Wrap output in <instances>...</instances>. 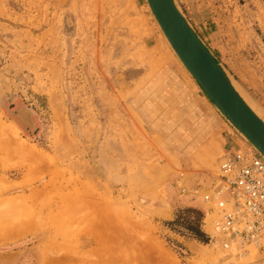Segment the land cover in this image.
I'll return each mask as SVG.
<instances>
[{"label": "rangeland", "instance_id": "1", "mask_svg": "<svg viewBox=\"0 0 264 264\" xmlns=\"http://www.w3.org/2000/svg\"><path fill=\"white\" fill-rule=\"evenodd\" d=\"M176 3L264 120V0ZM236 142L250 144L147 0H0V264H98L139 245L142 264H264V249L215 243L205 202Z\"/></svg>", "mask_w": 264, "mask_h": 264}, {"label": "built area", "instance_id": "2", "mask_svg": "<svg viewBox=\"0 0 264 264\" xmlns=\"http://www.w3.org/2000/svg\"><path fill=\"white\" fill-rule=\"evenodd\" d=\"M205 202L223 250L244 257L264 249V156L254 146L236 142L224 153Z\"/></svg>", "mask_w": 264, "mask_h": 264}, {"label": "water", "instance_id": "3", "mask_svg": "<svg viewBox=\"0 0 264 264\" xmlns=\"http://www.w3.org/2000/svg\"><path fill=\"white\" fill-rule=\"evenodd\" d=\"M164 36L208 99L264 156V121L250 107L230 75L198 36L176 0H147Z\"/></svg>", "mask_w": 264, "mask_h": 264}, {"label": "bare ground", "instance_id": "4", "mask_svg": "<svg viewBox=\"0 0 264 264\" xmlns=\"http://www.w3.org/2000/svg\"><path fill=\"white\" fill-rule=\"evenodd\" d=\"M241 94V93H240ZM57 95V94H56ZM58 96V95H57ZM243 97V96H242ZM244 98V97H243ZM245 99V98H244ZM246 100V99H245ZM54 102V101H53ZM246 102H247V100H246ZM248 103V102H247ZM249 104V103H248ZM250 105V104H249ZM250 107L252 108V106L250 105ZM253 109V108H252ZM254 110V109H253ZM255 111V110H254ZM58 112V111H57ZM256 112V111H255ZM59 114V113H58ZM256 114L259 116V114L256 112ZM260 117V116H259ZM59 118H61V117H59ZM261 118V117H260ZM262 119V118H261ZM59 120H61V119H59ZM263 120V119H262ZM264 121V120H263ZM6 124V123H5ZM4 124V125H5ZM3 127H5V126H3ZM11 128V129H10ZM7 130L9 131V132H7ZM69 130V129H68ZM2 133L4 134V135H6V137H7V139H8V141H12V143H14V144H17V147L20 149V150H28V151H30V153L31 152H33L34 154H39V151H37V149H35V147H31V146H26V145H24V143L23 144H21V141H22V139H21V137H20V135H19V131L17 130V128H15V127H7V129L6 128H2ZM70 131V130H69ZM64 132V131H63ZM6 133V134H5ZM64 134V133H63ZM65 134H66V132H65ZM64 136V135H63ZM67 136V135H66ZM20 138V139H19ZM64 138H65V136H64ZM68 139V138H67ZM21 140V141H20ZM24 141V140H23ZM63 142V141H62ZM26 144V143H25ZM95 165H96V167H97V169L99 170V171H101V167H99V164L98 163H95ZM102 172V171H101ZM102 174V173H101ZM115 236L114 235H112V234H106V235H104V236H102V237H100V238H96V240H95V242L98 244V245H101V244H103V243H105V242H107V241H109L110 239H112V238H114ZM141 246L139 245L138 246V249L136 250V251H118V253L115 255V252H113V250H110V249H104V254L103 255H101V253H100V255H99V257H100V259L97 261V263L98 264H113V262H114V260H117V259H119L120 257H123V256H125V257H132L135 261H133L132 263H130V264H142V261L139 263V262H137L136 260H138L137 259V257L138 256H141ZM139 260H141L140 258H139ZM82 264H87L86 263V260H84V261H82Z\"/></svg>", "mask_w": 264, "mask_h": 264}, {"label": "trees", "instance_id": "5", "mask_svg": "<svg viewBox=\"0 0 264 264\" xmlns=\"http://www.w3.org/2000/svg\"><path fill=\"white\" fill-rule=\"evenodd\" d=\"M186 212H192L194 214H197L198 216L200 215L199 212L195 211V210H192V209H188L186 210ZM188 230L191 232V235L198 239L199 241H202V242H206V239H207V236L206 234L202 231L201 227L199 224L197 225H192L188 228Z\"/></svg>", "mask_w": 264, "mask_h": 264}]
</instances>
